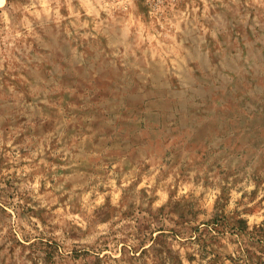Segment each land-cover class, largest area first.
Returning a JSON list of instances; mask_svg holds the SVG:
<instances>
[{"label":"rangeland","instance_id":"1","mask_svg":"<svg viewBox=\"0 0 264 264\" xmlns=\"http://www.w3.org/2000/svg\"><path fill=\"white\" fill-rule=\"evenodd\" d=\"M0 264H264V0L0 4Z\"/></svg>","mask_w":264,"mask_h":264},{"label":"bare ground","instance_id":"2","mask_svg":"<svg viewBox=\"0 0 264 264\" xmlns=\"http://www.w3.org/2000/svg\"><path fill=\"white\" fill-rule=\"evenodd\" d=\"M3 3V0H0V4H2Z\"/></svg>","mask_w":264,"mask_h":264},{"label":"crops","instance_id":"3","mask_svg":"<svg viewBox=\"0 0 264 264\" xmlns=\"http://www.w3.org/2000/svg\"><path fill=\"white\" fill-rule=\"evenodd\" d=\"M5 0H3V2H4Z\"/></svg>","mask_w":264,"mask_h":264}]
</instances>
